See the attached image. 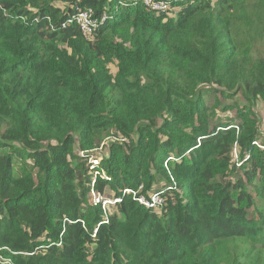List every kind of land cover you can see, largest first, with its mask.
<instances>
[{
	"label": "trees",
	"instance_id": "trees-1",
	"mask_svg": "<svg viewBox=\"0 0 264 264\" xmlns=\"http://www.w3.org/2000/svg\"><path fill=\"white\" fill-rule=\"evenodd\" d=\"M259 100L264 0H0V255L264 264Z\"/></svg>",
	"mask_w": 264,
	"mask_h": 264
},
{
	"label": "built area",
	"instance_id": "built-area-1",
	"mask_svg": "<svg viewBox=\"0 0 264 264\" xmlns=\"http://www.w3.org/2000/svg\"><path fill=\"white\" fill-rule=\"evenodd\" d=\"M142 4L152 11L163 12L168 9V0H140ZM105 15L102 14L100 17L94 16V12L90 8H83L76 6L74 19L79 29L83 34H91L96 30L104 20ZM142 187L139 186L136 191L131 189H125V193H132L138 203L145 206L148 209L160 210L164 203V197L158 191H152L145 195L141 193ZM96 202H100L103 208L107 205L115 204L119 202L118 197H111L109 199L104 198L102 195L93 194ZM95 202V203H96ZM9 261L0 255V264H6Z\"/></svg>",
	"mask_w": 264,
	"mask_h": 264
},
{
	"label": "rangeland",
	"instance_id": "rangeland-1",
	"mask_svg": "<svg viewBox=\"0 0 264 264\" xmlns=\"http://www.w3.org/2000/svg\"><path fill=\"white\" fill-rule=\"evenodd\" d=\"M257 112H258V114L260 115V118H261V123L263 122V117H264V100H259L258 101V106H257ZM262 125V124H261ZM109 140H112L113 139V137L111 136V137H109L108 138ZM237 149L234 147V149H233V151H232V154H231V160H232V162H234L235 161V159H236V156H237ZM99 155H101V153H100V150H99ZM217 170H218V173H222V174H224V177H225V179H230V176H228L227 177V175H228V166L227 167H217ZM163 184V182L162 183H159V184H157L156 185V188H158L160 185H162ZM155 188V189H156ZM153 191H157V190H153ZM106 194L107 195H112V192L108 189L107 190V192H106ZM103 196V195H102ZM104 197V196H103ZM104 198H106V199H109L110 197H104ZM89 201L91 202V198L89 199ZM95 202H96V200H95ZM257 202H258V200H257ZM108 211H112V208H111V205H107L106 207H105ZM251 215V214H250ZM264 224V223H263Z\"/></svg>",
	"mask_w": 264,
	"mask_h": 264
}]
</instances>
